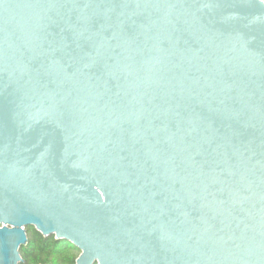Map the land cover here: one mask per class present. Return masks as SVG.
<instances>
[{
  "label": "water",
  "instance_id": "95a60500",
  "mask_svg": "<svg viewBox=\"0 0 264 264\" xmlns=\"http://www.w3.org/2000/svg\"><path fill=\"white\" fill-rule=\"evenodd\" d=\"M264 264V0H0V264Z\"/></svg>",
  "mask_w": 264,
  "mask_h": 264
},
{
  "label": "trees",
  "instance_id": "16d2710c",
  "mask_svg": "<svg viewBox=\"0 0 264 264\" xmlns=\"http://www.w3.org/2000/svg\"><path fill=\"white\" fill-rule=\"evenodd\" d=\"M28 231L32 232V238L21 250L23 264H76L79 256L68 253L69 250L77 251L69 243L54 237L44 238L33 228Z\"/></svg>",
  "mask_w": 264,
  "mask_h": 264
},
{
  "label": "rangeland",
  "instance_id": "374dc122",
  "mask_svg": "<svg viewBox=\"0 0 264 264\" xmlns=\"http://www.w3.org/2000/svg\"><path fill=\"white\" fill-rule=\"evenodd\" d=\"M28 234H29V239L32 238V232L31 231H28ZM68 253H73L75 255L80 256V252L79 251H73V250H69Z\"/></svg>",
  "mask_w": 264,
  "mask_h": 264
}]
</instances>
